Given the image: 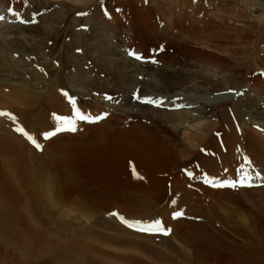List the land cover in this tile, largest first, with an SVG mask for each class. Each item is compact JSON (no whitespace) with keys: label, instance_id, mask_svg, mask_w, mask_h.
<instances>
[{"label":"rangeland","instance_id":"374dc122","mask_svg":"<svg viewBox=\"0 0 264 264\" xmlns=\"http://www.w3.org/2000/svg\"><path fill=\"white\" fill-rule=\"evenodd\" d=\"M76 1L80 2L81 4H76ZM179 1L180 0H0V12H2V15L0 13V16H3L5 19L0 20L1 26L3 23H9L10 18L14 19L15 16L11 15H15L16 12H32L33 14L30 20L20 18L14 19V23L17 24L15 25L16 27H13V29H10L9 31L2 29V31L0 32L1 82H3L2 79L5 78H9L10 80L16 82L22 81L21 83H25L30 90L34 89L36 91H39V93H45L46 95L38 94V98L42 100L43 105H41L39 101L37 102L38 104H36V107L40 108V104L41 108L37 110L41 112L44 108V104L46 103L45 96L48 97L57 94V96H60L59 101L64 107L69 103L68 101L67 103L66 100H64L65 92L70 91L71 94L73 93V95L79 94L85 102L81 103L82 105L84 104L86 108L91 109L93 105L99 103L98 105L104 107L107 112L115 114L116 112H118L117 114L120 115V118L123 117L122 119L124 121H126L127 118L128 121L126 122L128 124L134 126L137 125V123H142L144 124V126L148 127L151 132L160 133L161 131V135L168 139L167 143L169 144V142H172V145H174V147L177 146L176 148L177 150H179L177 151V160L172 156H169V159L161 158V160L159 161L166 164H164L162 170L159 171L162 174H155L153 173L151 168H148L147 171L140 168L139 172L137 171V168H135L136 171L135 169H130V167H132L131 165H129V168L127 166L120 168V166H118V160H122L123 158H126L127 160L130 157L131 152H124L125 154L123 152H119L116 154V156H122L123 158L116 157L115 161H110L106 156H93L95 152L94 149L91 148L88 150V153L83 152L82 156H80V159L83 158L81 159V161L84 159V161H88L90 158V160L88 161L89 168L91 164L96 162L94 164V168H92L93 170L90 173L86 171L85 174L84 170H82V164L79 165V161L75 160V156L73 154L74 147H72L68 151L67 155L65 154V156L61 158V169L59 166L58 155L55 156L54 161L50 160L51 170L50 172H48L47 170L46 174L47 176L49 173L53 175H59L60 180L57 181V184H55L51 178L45 179L46 175L43 174L41 168L35 164L34 159L31 158L32 155L28 153L25 146L21 147L20 144L19 150H26L28 155L27 160L29 161V164L25 171L16 169L15 174L20 175L21 181L22 178L25 180L28 179L34 186L41 188L43 187L44 189V191H40L39 193L34 192L36 195L34 197L32 196L34 193L25 194L22 188H20L18 192V195H20V197L17 196L18 200H20V203L14 202V195L12 194V192H10V190L8 189H5L8 185L7 182H9L10 179H12L13 186L14 183L17 184V177L14 176V178L16 179L13 178V167L9 162L12 156L3 153V151H0V264H132L131 260L137 263V257V260H141L145 262V264H197V260L194 259L196 257L200 258L201 260L203 259L205 264H229L230 262L228 261V259L230 258L231 254L243 255L242 257L236 258V260H238L239 262L244 260L241 262L242 264L249 263L250 260L252 264H261L260 262L264 263V175L261 174L262 176H258L256 178L257 180L248 178L257 183L253 184L252 182H245L246 185L251 184L252 186L250 188L249 186H247V188L245 187L244 189V187L232 188L227 186L232 182L229 181L230 179L238 180L239 178H243V176L241 175L236 178L232 176L230 177L229 175L226 176L227 174L224 172H218L221 177H219V181L216 179H214L213 181L212 178V183L217 185L212 186V183L206 182L211 180L206 178H210L209 176H214L212 174L214 172H210L206 168H197L202 169L197 170V172L200 173L197 176L198 178H195L192 172H186L184 174L182 171L185 172L188 170H182L181 166L183 164H187L189 161L184 156L186 153H188L186 149L189 146L186 145L187 143L183 142V138L190 133H197L196 129L192 127V123L183 126L184 128L181 127L179 129L174 126V123L170 124L169 120H166L167 126L162 123V127L158 124H155L151 119H144V116H136V114L142 113V109H147V111L145 112L146 114L149 111H153V108H155L154 105L144 104L140 101H137L136 98H132L131 94L138 92V95L141 97H145L148 95L157 96L159 98H167L168 101H179L176 102L177 104L179 103L188 105L189 107H184L179 110L186 111L192 117L196 116V114L194 115L195 109L198 108L200 111H202V109L204 110V108L207 107V110L205 111L210 112L207 113L204 111V113H207L206 115L208 116V118H206L205 120L220 124V122L222 121L220 111L217 109L215 110L212 107V103L216 102L214 96H219L220 98L228 95L229 99H231L234 103L233 108L236 114V119L238 120L239 124L241 123V126L244 127L245 125L246 127L248 123L253 121L252 123L256 124L255 126L260 127V123L264 122V78L259 77L260 74H258L263 72L264 70V65L262 64V60H264V49L262 50V48H264V46H261L262 44H264V39H262L263 41H260L259 44L253 43L256 42V40L258 41V38L261 36L259 35V32H263L264 34V29L261 28V30L263 31H261L260 29H256L257 22L249 21V23H247V26H255L256 30H253L255 31V34L251 38L252 42L246 44L228 42L225 43L219 49V51L215 49L216 47L214 48V44H212V46L209 43L208 44L210 46L206 44L200 45L203 39H200L201 41L198 40L197 42L192 41L191 43L189 42V40H192L191 37L189 38V40H183L181 38V34L177 32V29L171 28V26H169L170 23L167 22V18L174 12V2H176V5L178 6ZM190 1L192 4L190 7L191 9H199L201 12L206 13V16L207 12L205 11H208L211 14L213 12L214 14L216 10H219V20H215V24L218 29L239 28L237 23L238 21H230L226 16L220 14L223 11L230 10L229 12H231L233 15H236L240 11H243V13L244 11H247L248 13L251 12V14H254L255 16L264 15V0ZM4 7L5 9H3ZM20 15L24 18H27L26 15H22L21 13ZM221 17H223L224 19L222 18V20ZM207 19H212L213 21L214 16H209ZM22 20L31 22L22 23ZM9 24L13 25L12 23ZM19 25L21 27H19ZM95 26H97L98 28L104 26V28H106L107 30H113L111 38L113 40L114 48L118 50V53L121 56L119 55L116 57L115 55H110L112 54L109 53L110 51H107V55L101 53V48L104 46L101 44V36L94 33V31L96 30L100 32L99 29L95 30ZM1 28L2 27H0V30ZM165 33H167V35ZM13 39L19 40L20 43L17 44L14 43V41L10 43L9 41ZM154 44L155 47L160 45L159 51L161 52H157V54L155 53L156 57H153L150 54L146 56L142 48H151V45ZM255 45H259L257 49L260 53L256 52L254 54V52L257 51L256 49H253ZM169 46L176 49L181 47L179 49V53L183 55L186 52H191L189 53V56H191L189 58H191V60L189 64H184L182 62L183 65L181 64L180 66L179 60H174L173 58L172 62L169 63V65H174L172 66L174 67L172 70H174L176 73L178 72V75L182 74L183 78L185 77L184 79L186 81V84H182L181 87L177 86V88H173L171 91H168L166 89L164 92L163 90L162 93V91L158 90L159 87L163 89V82L165 80L162 82V79L158 77V71H168L165 66L169 61H165L166 56L163 52V47ZM184 46L187 48V50H185ZM94 47L99 48L97 50L94 49ZM223 50L224 54H222ZM138 51L142 52V55ZM130 53H135L141 56L142 59H136L135 56L130 55ZM107 56H109V58ZM144 57L146 60H144ZM110 59L112 62L109 61ZM123 59L126 60L125 63L126 65L128 64L127 66L124 65ZM153 60H155L156 63H153ZM108 62L111 63L109 64ZM98 63L100 64V67L97 66ZM117 65L121 67V70L124 73H129L128 75H130L131 79L133 78L131 82H129V79L127 80L126 77L123 78L125 80L119 79L120 74H118L119 70L116 69ZM250 65H252V67H250ZM108 68H111L112 70H105ZM136 68L140 70L139 73L135 71ZM154 73H156L157 75H155ZM254 74L258 76V78H261L258 79L260 81L256 79V76ZM84 75L85 77H83ZM96 80L98 84L93 83ZM1 82L0 93H6L7 96L11 97V94H13L12 89H10L7 84H3ZM176 82L178 81L172 80V86H175ZM77 84L81 85L78 86ZM94 85H96L97 87H94ZM102 85H104V88ZM114 85H116V87ZM113 86L115 87V89L111 90ZM108 87H111V89H108ZM214 88L216 91L214 90ZM54 91H56L57 93L55 92L54 94ZM213 92L215 94H212ZM177 97L181 99L176 100ZM10 99L13 102L15 101L14 98ZM103 100L109 101L113 104L110 105V103H105ZM124 100L125 104L123 103ZM128 100H132L133 102L130 101L131 103L128 104ZM252 102L255 103L253 104ZM87 103L89 105H87ZM115 104L119 106V110H121L120 112L117 111L118 108L116 107L117 105L115 106ZM138 106H146V108ZM168 106V108L172 107V105L170 106V104H168ZM31 108L32 107L29 106L26 109L28 110L26 111L27 113L25 112L26 114L24 112H20V110L18 111V109L15 110L18 116L24 119L21 123L22 125H25V128L28 129V132L34 136H38L39 138V133L42 134L43 131L42 129H37L34 121L36 119L33 115L36 110H31ZM6 109H8L6 105L0 106V111H4ZM67 109L69 108H63L64 111H67ZM172 111H170L169 113H171ZM150 115H152L153 117H160L161 119L165 120V117L161 114L150 113ZM49 117L53 119V122L54 118L56 119V125L58 124L57 127L63 126V123H60V121L57 120V114H52ZM60 117L62 116L60 115ZM140 117H143V119ZM259 117H262L263 119L259 120ZM196 123L198 122H195L194 124ZM0 125L2 126L0 128L2 130L1 133H3L4 130L5 132L6 130L7 132L12 131L15 137H18V139H21L22 141L23 139H25V137L23 135H20L19 132L14 131L13 125L15 124L4 119V117L2 116H0ZM16 125L20 126L19 124ZM75 127L77 129L75 132L69 130L67 131V133H61L56 136H52V139L54 140L61 135L66 134H69L71 138L74 139V136L77 138L78 135L79 137H82V135L86 133L85 131H87L85 127L83 128V126L75 125ZM172 128H176V130ZM169 129L176 132V134L171 133V130ZM216 133L219 136V142L223 143V140L221 138L222 136L219 135V132ZM64 143H67V145L75 146L72 141L68 140H61L57 142V146L61 147L62 145H64ZM141 145L142 147L145 145V140L142 141ZM62 149L64 150V148ZM201 151H203V153L208 152L207 148H202ZM41 154L42 153H39V155ZM107 158L109 161L107 160ZM69 159L70 161L73 160L74 165L77 162L75 166L73 165V167L76 175L79 176L81 184L85 183L86 180L91 182L96 178L98 179V183L100 184V186L103 189H106L109 193L114 188H120L122 186L124 187V185L127 186L124 187V191H130L131 189H141L145 187L147 188L146 192L150 190L156 191L157 194H162V197H165V201L161 202L162 204L160 203V206L154 208L155 210L153 209L152 211H150L147 209V211L145 210V212H142V214H140L141 212L137 211L136 209V211L133 212V216H129V213H125L127 212V209L124 208L125 205H127V202H123L125 204L120 202H110L111 205H107V202H96L93 205L91 202L54 201L53 194L57 191L63 190L66 193L70 192V187L66 186V182L64 181L67 175L66 171L70 169ZM178 160L180 161L179 164H177ZM154 161H156V164H158L157 160L153 159V162ZM131 162L132 164L135 163L133 165L139 166L135 160H132ZM38 168H40V170ZM119 169H121L122 172H120ZM174 169L175 172H173ZM130 170H133L136 173L132 171L133 173L131 174ZM181 173L184 176L186 175L187 179L195 181L194 183H191L189 180L188 182H190V184L187 182L188 188H186V185H180L178 187V189H181V191L186 189L184 190V192L189 194V198L191 197L190 199L188 198L190 200V204L192 203L191 205L188 202H185L184 204L183 202H174V195L171 193V191H169L168 194V188L169 190H171V187L167 188L165 186V183L160 186V188L154 186L149 187L158 179H163V181L167 180V185L169 180H175V176L180 175ZM120 174L123 177H121ZM135 174L139 175L142 178L140 179L139 186H134V182L136 183L137 181V179L135 178ZM224 176H226L225 179L222 178ZM133 178L136 180L132 181ZM148 180H151V183L145 186V183ZM224 181H227V183H225ZM222 182H224V184H222ZM61 183L63 184V186H60ZM130 184L132 185V187L130 186ZM258 185H260L259 188H254ZM182 186L185 188H183ZM143 190L145 191V189ZM71 191H73V197L75 199H79L80 195L78 193V190L74 189ZM33 197L35 199H33ZM34 201H36L37 203H34ZM166 203L171 204V209L174 208L178 212L182 211L181 213H183V215L181 216L182 219L180 220H184V222L186 220L183 226H194V224L201 222L203 226H207L208 228H212L214 230L216 229V233L219 235L215 234L217 235L216 237L212 234V236L217 241V244L214 245L217 248H214V251H217L216 255L218 260L214 261L215 258L210 259V256L208 254L209 252L207 251H204L203 254H198L197 250L192 244L183 241V239L181 238L179 239L178 236H173V232H171L169 236H163L170 238L171 243L173 242L174 244V247L172 246L173 249H167L166 246L160 244V242L154 237H161L162 235H146L138 233L140 235L152 237L151 239H147L144 237L140 238V240L139 238H135L121 231H109V229V232H107V230L105 231L103 228L99 227L100 225L98 221H103L104 223L101 224V227L102 225H106L109 223V226H116L118 224V226L126 228L125 226L127 225L117 219L120 215L129 221L152 222L155 220H159L161 221L162 227L170 228L169 226L171 224L169 225L168 221H166V214L163 212ZM32 206H36L39 211H35V209H33L34 207ZM46 208L48 210H46ZM195 208H197V210ZM192 209H195L196 211ZM229 211L233 214H231ZM117 213L119 215H116ZM138 214L143 217H137ZM242 214H245L247 216V219H249V223L253 225L252 229L249 230L245 227V224L249 223H244L242 220L240 221V218L242 219L240 215ZM135 215L136 218L133 220L132 218H134ZM39 217L42 218L40 219ZM36 218H38L39 220ZM27 222H29V224L31 223L32 225H36L35 227H33ZM37 225H39L40 227ZM140 225L143 227H148V225ZM41 227L44 229H42ZM33 228L44 231L42 232L44 236L41 235L40 230L37 231ZM115 228L117 229V227ZM126 229L130 230L128 228ZM30 231H35L37 235L31 233ZM100 231L103 232L104 235L109 233L110 235L112 234V236H119L122 237V239L131 240L134 245L119 244L113 240L108 241L100 239L98 235H103V233H101ZM46 234L50 236L48 237ZM77 236H80L81 238H78ZM33 238L34 240H31ZM208 238L209 236H206V240H209ZM49 242L52 243L50 244ZM31 243H33L34 246ZM86 244H88V247L86 246ZM145 245H148L149 247L151 246L152 248L163 252V255L169 257L172 261L165 262L158 260L157 258H155V256H153L152 253L149 252V250L147 251L146 248H143ZM92 249L93 251H97L93 252ZM101 249H104L105 251L103 252V250ZM114 250H116V252ZM106 251L110 252L111 254L112 252H114V255H107ZM120 253H122V255H120ZM123 253L125 254L123 255ZM94 254L97 257L94 256ZM245 255L251 256L252 258ZM119 256L124 258H121ZM218 256H220L221 258ZM224 256L226 262L224 261ZM130 257L135 258L129 259ZM240 258L241 261L239 260ZM72 260H74V262ZM219 260L223 263H220Z\"/></svg>","mask_w":264,"mask_h":264},{"label":"bare ground","instance_id":"6f19581e","mask_svg":"<svg viewBox=\"0 0 264 264\" xmlns=\"http://www.w3.org/2000/svg\"><path fill=\"white\" fill-rule=\"evenodd\" d=\"M75 3L76 4H81L78 1H76ZM213 3H214V1H213ZM176 4L177 3L174 2V6L175 7H174L173 14H170V16H169L170 18L169 17L167 18V22L170 23L169 26H171V28H173V29H177V32L179 34H181V38L183 40L184 39L185 40H189V38L191 37L192 40H189V42L192 43V41L197 42L198 40H200V39L202 40L203 39V41L200 40L201 41L200 45H205L206 44L208 46H210V45L212 46V44H214V48L216 47L215 49H217L218 51L225 43H228V42H235L237 44L251 43L252 42L251 38L255 34L256 30H255V26H251V25H249L251 27L247 26L248 25L247 23H249V21L257 22V25H256L257 28L256 29H260V30H261V28L264 29V15L255 16L254 14H251V12L248 13L247 11H244V13H243V11L242 12L240 11L236 15H233L231 12H229L230 10L229 11L228 10L227 11H223L220 14L223 15V16H226L230 21H238L237 23H238V27L239 28L238 29H235V28H231V29H229V28L228 29L219 28L218 29L216 24H215L216 23L215 20H219V10H216L217 12L215 11L214 14L212 12L213 15L210 12L205 11V12H207V16L208 15L209 16H214V20L212 21L213 17H212L211 20L210 19L208 20L207 18L209 16L207 17L206 13L201 12L199 9H196V8L195 9H191L190 7H191L192 4H191L190 0H183V1L180 0L178 6ZM3 9H5V7ZM246 10H247V8H246ZM0 13L2 15V12H0ZM20 13L22 15H26L27 18L26 17L25 18L22 17L20 15ZM32 15H33L32 12H28V13L27 12L26 13L16 12L15 15L13 14L11 16H15L14 19L20 18V19H27V20L29 19L30 20ZM204 16H206V17H204ZM222 18L223 17H221V19ZM227 18H225V19H227ZM14 19L10 18V22H9V23H12L14 26L9 24L7 21H5L7 23H3L2 26L0 25V27H2L0 32L2 31V29L6 30V31H9L10 29H13V27H16L15 25H17V24L14 23L15 22ZM203 21H206V22H203ZM223 22H225V21H223ZM19 27H21V26L19 25ZM96 29H99L100 32H98ZM95 30L96 31H94V33L99 34L101 36V44L104 46V47L101 48V50H102L101 53L104 54V55H107V53L110 51L109 53H112L110 55H115L116 57L119 56L120 54L118 53V50L114 48L113 40L111 38L112 37L111 34H113V30H107L106 28H104V26L100 27V28L95 26ZM253 30H255V31H253ZM257 31H259V30H257ZM261 31H263V30H261ZM167 33H165V34L167 35ZM259 35H261V36L258 38V41L256 40V42H253V43L259 44L260 41H263L262 40V39H264L263 32H259ZM102 38H103V40H102ZM12 41H14V43H17V44L20 43V41L17 40V39H13V40H11L9 42L11 43ZM263 43H264V41H263ZM95 45H96V43H95ZM159 46L155 47V44H154V45H151V48L145 47V48H142V49L144 50V53L146 54V56L148 54H150L151 56H153V57L155 56L156 57L155 53L157 54V52H161V51H159ZM255 46L253 47V49H256L257 51L254 50L255 51L254 54L256 52L260 53L259 50L257 49L259 45H255ZM261 46H264V44H262ZM98 48L94 47V49H97V50H98ZM180 48H177L178 49L177 50L176 48L171 47V46L163 47V52H164V54L166 56L165 61H167V62L169 61V62L165 66L168 71H162V70L158 71V77H160V79H162V82L165 80L163 82V89L161 87H159V90H158V91H162V93H163V90H164V92H165L166 89L168 91H171L173 88H177V86L181 87L182 84L183 85L186 84V81L184 79L185 77L183 78L182 74L178 75L177 74L178 72L176 73L174 70H172L174 68L172 66H174V65H172V66L169 65V63L172 62L173 58H174V60H179L180 66H181V64L183 65V63L184 64H189V62L191 60V58H189V57H191V56H189V53H191V52H189V53L186 52L183 55V54L179 53L180 52V50H179ZM184 48H185V50H187V48L185 46H184ZM247 48H249V47H247ZM263 49L264 48H262V50ZM222 54H224V50L222 51ZM109 56H107V57L109 58ZM112 58H115V57H112ZM116 59H114V60H116ZM109 61H111V59ZM125 61L126 60L123 59L124 65L127 66L128 64L126 65ZM94 64H95V62H94ZM262 64L264 65V60H262ZM99 65L100 64L98 63L97 66L100 67ZM111 65H114V64H111ZM186 66H188V65H186ZM250 67H252V65H250ZM116 69L119 70V73H118V74H120V76L118 75L119 79H123L124 77H126L127 80L129 79V82L132 81L133 78L131 79L130 75H128L129 73L128 74L124 73L121 70L120 66L117 65ZM105 70L111 71L112 69L108 68V69H105ZM135 71L138 72V73L140 72V70L138 68H136ZM154 72H156V71H154ZM154 74L157 75L156 73H154ZM258 74H260L259 77L264 78V70H263V72L258 73ZM184 76H186V75H184ZM83 77H85V75ZM247 77H249V76H247ZM261 78H258V76H256L257 80L261 79ZM85 80H86V78H85ZM123 80H125V79H123ZM123 80H120V81H123ZM172 80L178 81V82L175 83V86L174 85L172 86V83H171ZM2 81L3 82H1V81L0 82L3 83V84H7L8 87L10 89H12L13 94H11V97H9V96H7L6 93H0V106L1 105H3V106L6 105V107H8V109L4 110V112H11L14 115H16L17 121L13 122V121H11L10 119H8L5 116H2V117H4V119L12 122L13 124H19L20 126H22L21 122L24 120L22 117L18 116V114H17L15 109H18V111L20 110V112H24L25 113L26 111H28L26 109L29 106L32 107L31 110L32 109L36 110L33 113V115H34V117L36 119L34 121H35V124L37 126V129L38 130L42 129L43 133H48V132L54 131L56 129L57 125H58V124L56 125L57 121H55L56 120L55 119L56 116H55L54 122H53V119L49 117L50 115L57 114V117H60V115L61 116H68V117H74V113L71 112V108L69 107V105L67 104L66 106L63 107L62 104L59 101L60 96H57V94L56 95H51V96H48V97L45 96L46 103L44 104V108L42 109V112H41V111L37 110V109L41 108L40 104L43 105L42 100H40L38 98V94L46 95L45 93H43V94L39 93V91H36L34 89L30 90L25 83H21L22 81L16 82V81L10 80L9 78L2 79ZM258 81H260V80H258ZM93 83L94 84H98L97 80L94 81ZM212 83H214V82H212ZM56 85H58V84H56ZM80 85H78V86H80ZM95 86L96 85H94V87ZM102 86L104 88V85H102ZM114 86L116 87V85H114ZM114 86L112 87V89H111V87H108V89L113 90V89H115ZM99 88H100V86H99ZM214 90H215V88H214ZM55 92L56 91H54V94H55ZM214 92L212 94H215ZM263 92H264V88H263ZM85 93H87V92H85ZM78 95L79 94H75V96L77 97L78 101L83 102L82 101L83 98L80 97L81 95H79V96ZM33 96H35V97H33ZM36 96H37V98H36ZM214 97L216 99V102L212 103V107L215 110L217 109V110L220 111V115H221V119H222L220 124L219 123H213L212 121H206L205 120L206 118H208V116L206 114L208 112H210V111H205V110H207V107H205L204 110L202 109V111H200L198 108L195 109L194 115L196 114V116L192 117L186 111H182V110H179V109L173 110V107H170L171 109L168 108L169 106H168L167 103L165 104L166 105L165 107H162L160 109L155 107L156 109L153 108L154 109L153 111H149L146 114H145V112L147 111V109H142L141 110L142 113L141 114H136V116L137 115H138L137 117L144 116V119H147V120L151 119V120H153V122L155 124H158L159 126H162V127H163L162 123H164V125H166V120H169L170 124L174 123L175 124L174 126L176 128H179V129L181 127L185 126V125H189V124L192 123V127L194 129H196L197 133H193V134L190 133L191 135L188 133L189 135L184 136V138H183V142L187 143L186 145L189 146L186 149L188 153H186L184 155L187 158V160H189V161H188L187 164H183L181 166L182 170H185V169L188 170V171H185V172L182 171L184 174L186 172H190V173L192 172L193 176H195V178H198L197 176L200 173L197 172V170H200L201 168H206L210 172H214V173H212L214 176H209L210 178H206V179H210L211 180L213 178V181H214V179L219 181V177H221V175L218 174V172H224V173L227 174L226 176L229 175L230 177L232 176V177H236V178H238V176H240V175L243 176V178H244V175L247 174V179L245 180V182H247V183L248 182H250V183L252 182L253 184L257 183V182H254V181L248 179V178H253V179L257 180L256 178L258 176H260L261 174L264 175V122H261L260 123L261 125L258 123L260 125V127L255 126L256 124L252 123L253 121L248 123L246 127H245V125L243 127V126L240 125L241 123L239 124L238 120L236 119V114H235L234 108H233L234 103H233V101L231 99H229V96L225 95V96L220 97V98H219V96H217V97L214 96ZM10 98H14L15 101L13 102ZM39 101H40V104H39L40 108L36 107V104H38L37 102H39ZM128 101H129L128 104L133 102L132 100H128ZM176 102H179V101H176ZM123 103L125 104V100L123 101ZM252 103L254 104L255 102H252ZM98 104L96 103V105H93V107L91 109L86 108L84 106V104H83V106H82L83 109L82 108L80 109L83 113L89 115L90 117H95V116H102L103 117L99 121L94 122V123H90V124H86L83 121H79L78 120L80 123H82V124H78V126H83V128L85 127L86 130H87V131H85L86 132L85 134L81 133V134H84V135H82V137H79V135H78V138H77V137H75L73 135L74 136V139H73V138H71V136L69 134L61 135L60 137H58V138H56L54 140L51 137V139L44 141V149H43V151H41V153H42L41 155H39V151H37L36 147H31V145L29 146V142L26 141L25 139H23V141L21 139H18V137H15V135L13 134L12 131H8L7 132V130H6V132H5V130H4L3 133H1L2 130L0 129V151H3V153H6L9 156H12L10 158L9 162L11 163V165L13 167V172H14L13 173V178H14V176L17 177V179L14 178V179H16L17 184L14 183V186H13L12 179H10L9 182H7L8 185L5 188V189L10 190V192H12V194L14 195V202L20 203V200H18V198H17V196L20 197V195H18V192H19L20 188H22V190L24 191L25 194H29V193L33 194L34 192L35 193L36 192L39 193L40 191H44L43 187L41 188V187L34 186L33 184H31V181L28 180L27 178H26L27 180H25V179H23L21 177L22 178V181H21L20 175L19 174H15V170L16 169H20L22 171H25L27 166H28V164H29V161L27 160L28 155H27L26 150L25 149L19 150L20 149V144H21V147L25 146V148L27 149L28 153L30 155H32L31 158L34 159L35 164L37 166H39L41 168V170H42V173L46 175L45 179L51 178L54 181L55 184H57V181L60 180L59 179V175L58 174L53 175V174L49 173L48 176H47V174H46L47 170H48V172H50V170H51V161L50 160L54 161L55 156L58 155L59 156V166H60L61 158L63 156H65V154L67 155L68 151L72 147H74L73 154L75 156V160L79 161V165L82 164V170H84L85 174H86V171L88 173H90L93 170L92 168H94V166H95L94 164L96 162L91 164V166L89 168V162L88 161L90 160V158H89L88 161L87 160L84 161L85 160L84 159V160H82L84 162H82L81 159H83V158L80 159V156H82L83 152L88 153V150L91 149V148H93L94 152H95L94 155L92 154L93 156H96V155H98V157L106 156V157L109 158L110 161L111 160L115 161L116 157H122V156H116V154L119 153V152H123V153L124 152H126V153L127 152H131L130 153L131 155H130L129 158L126 156L128 158L127 160H126V158L124 159L123 157H122L123 158L122 160H118V162H119V163L117 162L118 166H120V168H122L124 166H127L129 168V165H131L132 167H130V169L137 168L138 172H139L140 168L141 169H145L146 171L148 170V168H151L153 173L162 174L159 171L162 170V167L166 163L160 162L159 160H161V158L162 159L163 158L169 159L170 158L169 156H172V157L176 158V160L178 159L177 158L178 157V152L177 151H179V150H177V148H176L177 146L174 147V145H172V142H169V144H168L167 143L168 139H166L165 137H163V135H161V131H160V133L151 132L148 129V127L144 126V124H142V123H137V125H134V126L131 125V124H128L126 122V121H128L127 118H126V121H124L122 119L123 117L120 118V115L117 114L118 112H116V114L115 113H109V112L106 111V109L104 107H102L101 105H98ZM87 105H89V104L87 103ZM133 106H135V105H133ZM138 107L146 108V106H138ZM63 108H69V109H67V111H64ZM117 108H118L117 111L120 112L121 110H119V107H117ZM170 111H172V112L169 113ZM204 111L207 112V113H204ZM150 113L161 114L162 116L165 117V120L161 119L160 117H155V116L153 117L152 115H150ZM192 114H193V112H192ZM254 115H257V114H254ZM51 117H53V116H51ZM140 118L143 119V117H140ZM262 119H263L262 117H259V120H262ZM195 122H198V123L194 124ZM1 127L2 126L0 125V128ZM176 128H172V129L176 130ZM169 130H171V129H169ZM170 132L173 133V134H176V132H174L173 130H171ZM216 132H219V135L222 136L221 137L222 140H223L222 144L219 142V136L217 135ZM42 134L39 133V138L42 137L41 136ZM195 135H198V136H195ZM61 140H63V141L64 140L72 141L75 144V146L67 145V143H64V145H62L61 147L57 146V142H59ZM143 140H145V145L142 147L141 143H142ZM62 148H64V150ZM202 148H207L208 152L203 153L204 150L201 151ZM9 156H8V159H9ZM41 158H43V159H41ZM108 158H107V160H108ZM174 158H172V159H174ZM153 159L157 160L158 164H156V161H154L155 162L154 163ZM125 160H126V162H125ZM132 160H135L138 163L139 166L133 165L135 163L132 164V162H131ZM69 161H70V159H69ZM104 161H106V160H104ZM179 162L180 161L178 160L177 164H179ZM76 163H75V165H76ZM73 165L74 164H73V160H72V161H70V164H69L70 169H68L66 171L67 172L66 179L64 180V178H63V180L66 182V186L70 187L69 191L71 193L70 192L66 193L63 190H60V191L56 190L57 191L56 193H54V192H53L54 194L50 193V194H53V200L54 201L56 200V201H59V202H89V203L91 202L93 205L96 202H107V205L108 204L111 205V203H113V202H120V203L127 202L126 203L127 205H125V208H124V209H127L126 210L127 212H125V211L124 212L125 213H129L128 214L129 216H131V215L133 216L134 215L133 212H135L136 209H137V211L141 212L140 214H142V212H145V210L147 211V209L152 211L157 206H160L159 204L161 202L165 201L164 200L165 197L163 198L162 194H157L156 191H150V190L146 192L147 188H145V187H143L141 189H131L130 191H128V190L124 191V189H125L124 187L126 186V185H124V187L122 186L120 188H114L109 193L106 189H103L100 186V184L98 183V179H96V178L94 180L91 179L92 180L91 182L86 180L85 183L81 184L79 176L76 175ZM167 165H170V164H167ZM198 167H201V168L197 169ZM40 168H38V169L40 170ZM87 168H89V169H87ZM60 169H61V166H60ZM60 169H59V171H60ZM119 170H120V172H122L121 169H119ZM132 171H131V174L134 172V171L133 172ZM135 171H136V169H135ZM173 172H175V169H174ZM134 173H136V172H134ZM205 173H207V172H205ZM24 176H25V174H24ZM120 176H121V174H120ZM226 176H224L222 178L225 179ZM121 177H123V176H121ZM175 177H176L175 180H173V181L169 180L167 185H166L167 180L163 181V179H160V180L158 179L154 184L150 185L149 187L154 186V187H159L160 188V186H162L165 183V186L167 188L171 187V190H169V188H168V194H169V191H171V193L174 195V202H183V204L185 202H188L190 204V202H189L190 200L189 199L191 197L189 198V194L184 192V190H186V189L181 191V189H178V187L180 185H183V186L186 185L187 186V182L189 180H190L191 183L192 182L194 183L195 181H193L191 179H187L186 175L184 176L182 173L180 175H176ZM135 178L137 179V181H136V183L134 182L135 185L134 184L133 185L134 186H139L140 179H142V178L139 175H136ZM243 178H239L238 180L230 179L229 181H239V180H241ZM136 179L133 178L132 181L133 180L135 181ZM190 182H188V183L190 184ZM150 183H151V180H148L145 183V186L149 185ZM201 183H199V184H201ZM225 185H227V184H225ZM58 186H55V187H58ZM60 186H63V184L61 183ZM130 186L132 187L131 184H130ZM220 186H222V185H220ZM4 187H5V185H4ZM103 187H105V186H103ZM183 188H185V187H183ZM186 188H188V186ZM74 189L78 190V193L80 195L79 199H77V198L75 199L73 197V191H71V190H74ZM143 189H145V191ZM244 189H245V187H244ZM35 193L32 196L35 197L36 196ZM189 193H190V191H189ZM54 196H55V199H54ZM34 197H33V199H35ZM27 202H29V201H27ZM34 203H37V202L34 201ZM45 203H47V202H45ZM123 204H125V203H123ZM136 205H137V207H136ZM174 205H176V204H174ZM36 206L35 207L32 206V207H34L33 209H35V211H39ZM226 206H227V204H226ZM195 209L197 210V208H195ZM195 209H192V210H195ZM46 210H48V209L46 208ZM163 212L166 214V221H168L169 225L170 224L172 225V226L170 225L169 227L172 230L171 232H173V234H174L173 236H178L179 239L181 238V239H183V241H186L187 243L192 244L195 247V249L197 250L198 254H203L204 251H207V252H209L208 254L210 256V259L211 258H215L214 261L218 260L217 259V255H216L217 251H214V248H217L216 246H214V245L217 244L216 243L217 241L213 237L215 234H217L216 233V229L214 230L212 228L211 229L208 228L207 226H203L201 224V222L194 224V226H187V227L183 226L184 223L186 222V220L184 222V220H180V219H182L181 216L180 217H175V215H173V213L175 214L178 211H176V209H174V208L171 209V204L170 203H166L165 204V208H164ZM226 213H227V211H226ZM140 214H138L137 217L138 216L139 217H143ZM231 214H233V213H231ZM20 215H21V213H20ZM240 216L242 217V219L240 218V221L242 220L244 223H249V221H248L249 219H247V216L245 214L244 215L242 214ZM49 217H51V216H49ZM197 217H195V218H197ZM135 218H136V215L132 219L134 220ZM36 219H38V218H36ZM147 222L151 223V221H147ZM27 223L29 224V222H27ZM98 223L100 225L99 227L103 228L105 231L107 230V232H109L111 230L112 231L115 230V231H119V232L121 231V232H123L125 234L127 233L128 235L133 236L135 238H139V239L140 238H144V237L147 238V239H151L152 238V237H148V236H145V235H140V234H138L136 232H133L132 230L131 231L127 230L126 228L118 226V224L116 226L115 225H110L109 226V223L108 224L105 223L106 225H102V227H101V224H103L104 222L103 221H98ZM98 223H97V225H98ZM217 223H219V222H217ZM35 225H32V226L35 227ZM144 225H148V224H144ZM23 226H24V224H23ZM37 226H39V225H37ZM252 226L253 225H251L250 223L249 224H245V227L247 229H249V230L252 229ZM115 227H117V229ZM42 229H44V228H42ZM103 229H101V230H103ZM34 230L38 231L40 229H34ZM30 232L36 234L35 231H33V232L30 231ZM40 232H41V235H43L42 232H44V231L40 230ZM101 233H103V232H101ZM79 234H81V233H79ZM212 234H213V236H212ZM29 235H31V234H29ZM46 235L48 237L50 236L48 234H46ZM217 235H219V234H217ZM217 235H215V236L217 237ZM98 236H99L100 239H103V240H108V241L109 240H113V241H115V242H117L119 244L134 245L131 242V240H125V239H122V237H119V236H112V234L110 235L109 233L105 234V235L103 233V235H98ZM206 236H209V238H208L209 240H206ZM32 237H33V235H32ZM77 237L79 238L80 236H77ZM154 237L156 238V240H158L160 242V244L166 246L167 249L168 248H172L173 249L174 244H173V242L171 243V239L170 238L163 237V236H161V237L160 236H154ZM31 240H34V238L31 239ZM89 240H90V238H89ZM49 243L51 244L52 242H49ZM91 243H89V244H91ZM31 244H33V243H31ZM87 245L88 244H86V246ZM33 246H34V244H33ZM150 247L148 245H145L143 248H146L147 251L149 250V252L152 253L153 256H155V258H157L160 261H165V262L166 261H170V262L172 261V260H170L169 257H166L165 255H163V252H161V251H159L157 249H154L152 247L150 248ZM28 248H29V246H28ZM101 250H103V252L105 251L104 249H101ZM101 250H99V251H101ZM92 251H93V249H92ZM96 251H93V252H96ZM114 251L116 252V250H114ZM106 252H107V255H114V252H112V254L110 252H108V251H106ZM149 252H147V253H149ZM125 253H126V251H125ZM125 253H123V255ZM132 253H133V251H132ZM90 255H92V254H90ZM120 255H122V253H120ZM94 256H96V255L94 254ZM132 256H135V255H132ZM242 256L243 255H240V254H237V255H235V254L232 255L231 254L230 258L228 259V261L230 262L229 264H242L241 262L244 261V260L241 261V258L239 259L241 262L236 260V258L242 257ZM245 256H247V255H245ZM119 257H121V256H119ZM218 257H220V256H218ZM247 257L252 258L251 256H247ZM121 258H124V257H121ZM134 258L135 257H133V258L130 257L129 259H134ZM137 258H136V261H137L138 264H145V262H143L141 260H137ZM194 259L197 260L196 261L197 264H205L203 259L201 260L198 257H196ZM72 261L74 262V260H72ZM131 261H132L131 262L132 264H137L135 261H133V260H131ZM210 261H212V260H210ZM224 261L226 262L225 256H224ZM250 261H249V263H246V264H252V262H250ZM206 263H208V262H206ZM220 263H223V262L220 261ZM260 263L264 264L263 262H260ZM253 264H255V263H253Z\"/></svg>","mask_w":264,"mask_h":264},{"label":"snow or ice","instance_id":"6c2138e0","mask_svg":"<svg viewBox=\"0 0 264 264\" xmlns=\"http://www.w3.org/2000/svg\"><path fill=\"white\" fill-rule=\"evenodd\" d=\"M3 19H4V17L3 16H0V20H3ZM21 22L22 23H29L31 21H23L22 20ZM130 55H134L136 59H142L141 56H139V55H137L135 53H130ZM152 62L153 63H156L155 60H153ZM64 95L66 97H68V99H69L70 102L75 103L74 99L72 97L68 96V93L67 92H65ZM136 98L141 103L149 104V105H154L155 107H158V108L165 106L166 103L172 105L173 110H175V109H182L184 107H189L188 105H185V104H177V103H175V101H166L165 98H153V97H149V96H145V97L137 96ZM176 99L179 100L181 98L177 97ZM76 113H77V115L75 117H57V119L61 123H63L64 121H68L70 123H73V127H71L70 129H67V130H70V131L75 132L77 130L76 127L74 126V121L76 119L81 120V121H86V122H94V121H99L100 119L103 118L101 116L90 117L89 115H87V114H85L83 112H80L79 109H76ZM0 116H5V117H7L8 119H10L13 122H16L17 121L16 115H14L11 112L0 111ZM16 130L18 132H20L21 134H23L24 136H26L27 139L29 141H31L32 144L37 148V150L43 151V145L41 143L37 142V140L32 135H29L24 130L23 127H18ZM64 130H66V129H64L61 126V127H58L56 131L48 132V133H43L42 135H43V138L45 140H48L52 136H55L57 131H64ZM246 179H247V174L244 175V178L243 179H241L239 181H232L227 186L232 187V188L251 186V185H246L245 184V180ZM206 182L207 183H212V181H206ZM212 186H217V185L214 184V183H212ZM116 215H119V214L117 213ZM174 215H175V217H180V216L183 215V213L177 212ZM119 218L129 228H132V227H134V225H137V224H147L148 223V222H145V221H129V220L125 219L123 216H119ZM151 225L155 226V228H152V227H143V228H138L136 230L137 231H148V232H152L153 234H163V235H168L172 231L170 228L162 227L161 221H159V220L152 221L151 222Z\"/></svg>","mask_w":264,"mask_h":264}]
</instances>
